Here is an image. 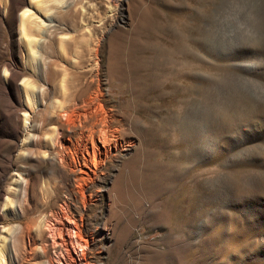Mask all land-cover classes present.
Segmentation results:
<instances>
[{
	"label": "rangeland",
	"instance_id": "obj_1",
	"mask_svg": "<svg viewBox=\"0 0 264 264\" xmlns=\"http://www.w3.org/2000/svg\"><path fill=\"white\" fill-rule=\"evenodd\" d=\"M25 7L0 0V264H264V203L244 214L222 188L264 150L238 146L264 69L236 58L246 46L264 66V0H63L27 30L38 71L17 38ZM92 131L104 151L80 177Z\"/></svg>",
	"mask_w": 264,
	"mask_h": 264
},
{
	"label": "bare ground",
	"instance_id": "obj_2",
	"mask_svg": "<svg viewBox=\"0 0 264 264\" xmlns=\"http://www.w3.org/2000/svg\"><path fill=\"white\" fill-rule=\"evenodd\" d=\"M28 2L30 6L34 7L35 12H33L30 8L27 7L21 9L18 12L17 38L19 39V41L23 43V48H22L23 64L32 70L38 71L40 51L39 49L37 50L31 47V37L27 34V30L33 29L34 31H38L40 34H44L45 31L43 30L42 27L52 23V18L50 17L52 10H54L52 8V4L55 3L62 4L63 0H28ZM249 51L250 49H248L246 46L242 47V50L240 51L241 54L236 57L238 60L237 65H239L244 72H247L252 76H261L263 74L262 70L264 69V66L261 63H259L257 60H255L253 55L242 54V52H249ZM58 54H61L60 56L64 57L65 52L59 51ZM6 74L7 71L4 69L2 75L6 76ZM27 94H29L30 97L32 96L33 101L37 103L36 96H33L34 94L32 91H29V89H27ZM82 115L84 118H86L87 116L86 112H83ZM256 117L258 119L256 121L253 120L249 124L242 122L243 124L242 127H245V129L241 131V134H243V139H241L238 146H241L242 148L243 147L246 148L247 145L251 146L255 144V141L257 139L262 138L263 141H261V144L260 143L259 144L264 147V111L263 110L257 111ZM202 123L204 124L200 125V130L203 132L204 134L203 136H205L206 138L205 146L207 147L210 153L214 148L217 147V145L221 144V142L219 143V141L223 137V131L214 124V120L213 118H211V116L209 118V121L203 120ZM88 139L85 145L86 147L84 148L83 153H81V158H82L81 163H79V165H77V168L75 169L80 177L88 176V173L92 171V167H94L96 164V160H95L96 155H102V151H104V148L100 149L98 147L97 140H99V137L96 140L93 131L90 132V134L88 135ZM102 140H101V144L104 146ZM130 141H128V143L126 142L122 150L127 151L129 147H131L132 143ZM246 151L247 153L245 154L255 164L256 168L254 169H256V171L250 172L248 170L249 173H247L243 177L241 176L242 178H241V184L239 185L240 187H238L236 183L232 181L224 183L222 186L223 191L225 192L223 196H224V202L226 204L237 207V209H239V211L244 214L256 216L258 215L259 211L252 206H254V204L256 205L260 203L263 204L264 199L260 197L261 194L260 195L257 193L252 194V192L253 191L259 192L260 188L264 186V150L260 152H254L251 149L249 150L247 149ZM242 183L245 186L241 187V185H243ZM9 215L13 217L16 216L14 210L11 209L9 210ZM76 235L78 236V234ZM8 242L9 239L6 237L1 241L0 255L3 256L4 254H6L7 256L9 255L10 252H9ZM32 251H34V249L31 250V253ZM0 260H2V257H0Z\"/></svg>",
	"mask_w": 264,
	"mask_h": 264
}]
</instances>
